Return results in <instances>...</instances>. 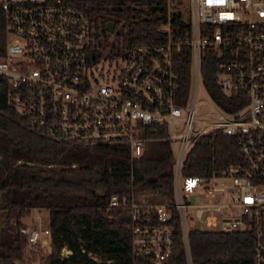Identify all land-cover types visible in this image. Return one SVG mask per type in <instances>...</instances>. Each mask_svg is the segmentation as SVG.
<instances>
[{
	"label": "built area",
	"instance_id": "obj_1",
	"mask_svg": "<svg viewBox=\"0 0 264 264\" xmlns=\"http://www.w3.org/2000/svg\"><path fill=\"white\" fill-rule=\"evenodd\" d=\"M180 1V29H171L166 0L159 41L132 29L122 55L91 62L92 28L81 9L59 1L0 0V115L55 142L125 144L131 159L145 140H166L173 155L171 201L108 198V206L128 208L132 256L164 263L172 250L167 220L174 209L185 264H192L187 234L193 228L249 232L251 264H264V0ZM182 46L190 51L185 93L172 59ZM205 51L213 53L217 87L232 109L218 106L202 84ZM199 89L205 99H198ZM149 125L163 134L149 137ZM209 133L231 137L238 158L207 175H182L186 152ZM224 208L232 212L224 215ZM18 231L25 238L22 251L48 248L47 226L19 221Z\"/></svg>",
	"mask_w": 264,
	"mask_h": 264
},
{
	"label": "trees",
	"instance_id": "obj_2",
	"mask_svg": "<svg viewBox=\"0 0 264 264\" xmlns=\"http://www.w3.org/2000/svg\"><path fill=\"white\" fill-rule=\"evenodd\" d=\"M50 1L77 7L87 16L92 28L91 62L122 55L131 44L132 29L159 41L157 27L166 21V0ZM168 4L171 29H180L185 22L178 9L181 1L169 0ZM106 22L112 23L111 32L104 29ZM172 59L185 93L189 84V48L180 47ZM200 73L211 99L224 109H232L234 105L224 104L228 97L217 87L211 51L201 55ZM156 128L146 126L145 134L151 138L163 134L161 127ZM237 158L231 137L209 133L199 137L186 152L180 172L207 175ZM172 163V150L166 140H145L139 156L131 159L125 144L74 146L55 142L0 115V257L5 264H18L25 245L18 219L32 208H41L47 213L49 233L46 264H150L146 258L131 254L125 227L127 206L110 207L108 198L116 195L128 202L136 192L150 189L160 200L171 201ZM167 224L172 232V250L163 264H185L174 209ZM187 241L192 264H251V237L247 231L193 228L188 231ZM63 247L69 253L60 256Z\"/></svg>",
	"mask_w": 264,
	"mask_h": 264
},
{
	"label": "rangeland",
	"instance_id": "obj_3",
	"mask_svg": "<svg viewBox=\"0 0 264 264\" xmlns=\"http://www.w3.org/2000/svg\"><path fill=\"white\" fill-rule=\"evenodd\" d=\"M108 37L111 38L112 35L108 34ZM198 99H205V95L204 92L199 89L198 91ZM197 110L199 111L200 108L199 106L197 107ZM149 198H153L154 200H158L157 202H163L165 200H160V196L154 192H152L150 189H143L140 190L138 192L135 193L134 195V200L136 202H140V203H144V202H148ZM206 201H213L212 199H206ZM227 201L226 199H224V202ZM1 204V201H0ZM224 215L229 214L230 212H232V210L230 208L226 209L224 208ZM19 221L22 223V225L24 224H29V225H37L38 223L45 227L47 226V213L44 209H31L29 210V213L25 216H22ZM203 227V225H201ZM47 249H43V248H39L37 252L30 254L28 252H26L25 250L22 251V258L18 261V264H46L45 261V254H46ZM69 252H65V250L60 249V256H65L67 255Z\"/></svg>",
	"mask_w": 264,
	"mask_h": 264
},
{
	"label": "water",
	"instance_id": "obj_4",
	"mask_svg": "<svg viewBox=\"0 0 264 264\" xmlns=\"http://www.w3.org/2000/svg\"><path fill=\"white\" fill-rule=\"evenodd\" d=\"M104 29L108 32H111L112 31V23L111 22H106L104 24Z\"/></svg>",
	"mask_w": 264,
	"mask_h": 264
},
{
	"label": "crops",
	"instance_id": "obj_5",
	"mask_svg": "<svg viewBox=\"0 0 264 264\" xmlns=\"http://www.w3.org/2000/svg\"><path fill=\"white\" fill-rule=\"evenodd\" d=\"M32 209H36V208H32ZM31 210V209H30ZM63 250H65V252H69V250H67L66 248L63 247Z\"/></svg>",
	"mask_w": 264,
	"mask_h": 264
}]
</instances>
